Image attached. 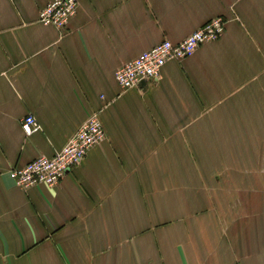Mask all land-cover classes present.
Listing matches in <instances>:
<instances>
[{"label": "crops", "instance_id": "crops-1", "mask_svg": "<svg viewBox=\"0 0 264 264\" xmlns=\"http://www.w3.org/2000/svg\"><path fill=\"white\" fill-rule=\"evenodd\" d=\"M51 1L0 0V264H264V0H78L61 32ZM215 17L218 39L121 91V65ZM92 112L104 142L14 185Z\"/></svg>", "mask_w": 264, "mask_h": 264}, {"label": "built area", "instance_id": "built-area-1", "mask_svg": "<svg viewBox=\"0 0 264 264\" xmlns=\"http://www.w3.org/2000/svg\"><path fill=\"white\" fill-rule=\"evenodd\" d=\"M77 9L78 0H52L39 12L38 22L61 32L67 28ZM224 26V20L215 17L180 43L162 41L116 70V83L121 91L125 92L138 87L142 82L158 80L161 69L167 62L191 57L200 45L218 39L224 31ZM21 128L28 137L38 131L40 126L37 120L29 115L21 121ZM105 139L106 133L99 112H92L60 151L51 157L38 156L23 167L11 168L8 176L14 185L22 190L39 185L54 187L67 172L84 160L92 147L101 144Z\"/></svg>", "mask_w": 264, "mask_h": 264}, {"label": "rangeland", "instance_id": "rangeland-1", "mask_svg": "<svg viewBox=\"0 0 264 264\" xmlns=\"http://www.w3.org/2000/svg\"><path fill=\"white\" fill-rule=\"evenodd\" d=\"M121 66H122V65H121ZM121 66H120V67H121ZM120 67H119V68H120ZM119 68H118V69H119ZM118 69H117V70H118Z\"/></svg>", "mask_w": 264, "mask_h": 264}]
</instances>
